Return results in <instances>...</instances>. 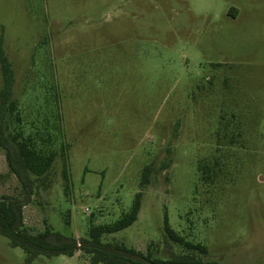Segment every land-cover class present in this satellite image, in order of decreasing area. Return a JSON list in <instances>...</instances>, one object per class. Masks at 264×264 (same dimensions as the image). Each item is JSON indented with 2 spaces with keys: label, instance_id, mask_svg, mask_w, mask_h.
I'll use <instances>...</instances> for the list:
<instances>
[{
  "label": "rangeland",
  "instance_id": "obj_1",
  "mask_svg": "<svg viewBox=\"0 0 264 264\" xmlns=\"http://www.w3.org/2000/svg\"><path fill=\"white\" fill-rule=\"evenodd\" d=\"M1 43L24 135L57 141L23 209L31 231L87 238L92 217L113 223L142 192L138 220L104 241L162 259L187 254L165 237L168 216L208 248L193 253L204 264H264V0H0ZM203 161L214 164L210 183ZM2 196L25 199L0 146ZM0 264H27L1 235Z\"/></svg>",
  "mask_w": 264,
  "mask_h": 264
},
{
  "label": "trees",
  "instance_id": "obj_2",
  "mask_svg": "<svg viewBox=\"0 0 264 264\" xmlns=\"http://www.w3.org/2000/svg\"><path fill=\"white\" fill-rule=\"evenodd\" d=\"M0 45V62L3 70L4 84L0 90V146L6 153L10 171L24 186V198L16 199L10 196L0 197V235L7 238L10 245L20 248L26 255V263L32 264L40 256L52 258L55 256L74 257L78 252L89 259V264H204L197 259L199 255H207L208 248L187 240L174 230L168 216L164 218V234L168 240L186 249L187 254L175 255L170 259L155 257L150 250L142 253L129 247L123 241H104L106 236L113 235L131 227L137 220L142 208V192L135 196L133 207L124 213L120 219L110 224L95 225L93 217L88 237L78 240L74 236H64L50 226L44 231L33 232L24 223L23 209L30 201L36 188V181L46 178L56 159L54 148L55 138L43 132L25 136L22 130V116L18 102L14 99L15 72L8 57ZM18 125V130L9 133L6 120ZM57 142V141H56ZM63 149V148H62ZM66 149H64L65 153ZM64 169L67 193L72 187L67 164ZM152 166H146L142 172L141 187L150 183ZM214 164L200 162L198 172L205 183L214 179ZM209 264H217L212 262Z\"/></svg>",
  "mask_w": 264,
  "mask_h": 264
}]
</instances>
